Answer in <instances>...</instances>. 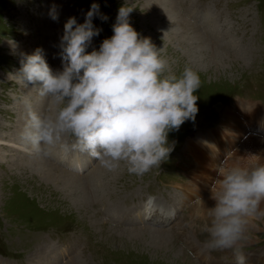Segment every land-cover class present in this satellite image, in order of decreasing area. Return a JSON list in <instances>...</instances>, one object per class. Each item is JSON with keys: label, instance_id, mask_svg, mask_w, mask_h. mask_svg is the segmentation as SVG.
I'll return each instance as SVG.
<instances>
[{"label": "rangeland", "instance_id": "obj_1", "mask_svg": "<svg viewBox=\"0 0 264 264\" xmlns=\"http://www.w3.org/2000/svg\"><path fill=\"white\" fill-rule=\"evenodd\" d=\"M93 3L99 11L92 23L101 31L86 52L99 50L114 34L119 8L132 5L129 23L140 38L164 48L171 71L179 75L189 65L201 79L195 121L169 132L173 150L143 175L129 174L124 163L103 167L74 147L71 135L48 158L19 140L24 98L39 113L48 105L33 85L25 88L10 74L37 48L54 72L62 71L64 25L70 17L84 23ZM247 105L262 112L254 131L244 135L264 137V0H0V136L25 146L19 156L13 144L0 147V264H235L231 250L204 247L208 234L201 229L210 222L207 209L215 205L211 188L221 162H264V138L249 150L238 127L226 121L238 107L244 117ZM236 151L243 155L232 156ZM196 175L206 191L183 189ZM115 192L132 201L114 210ZM103 226L125 232L104 237ZM141 227L148 230L131 231ZM248 235L242 249L248 264H264V215L251 219Z\"/></svg>", "mask_w": 264, "mask_h": 264}, {"label": "clouds", "instance_id": "obj_2", "mask_svg": "<svg viewBox=\"0 0 264 264\" xmlns=\"http://www.w3.org/2000/svg\"><path fill=\"white\" fill-rule=\"evenodd\" d=\"M99 5L93 3L85 21L70 17L64 25L60 52L63 70L53 71L43 50L24 54L20 69L10 74L23 87L31 84L47 100L48 109L39 113L26 96L27 117L20 139L42 158L53 155L66 135L75 138L74 147L114 170L124 163L129 174L143 175L167 159L174 145L168 134L179 130L198 113L195 94L201 87L196 70L186 65L177 75L150 38H140L129 23L133 7L118 10L113 35L99 50L90 52L96 28L93 17ZM58 19L55 6L50 10ZM106 20V16H101ZM254 156V155H253ZM251 166H218V178L211 188L215 201L207 209L210 222L201 231L208 234L204 247L210 251L231 250L235 264H248L243 248L249 239L253 217L264 215V162ZM202 202V201H201ZM191 227V224H186Z\"/></svg>", "mask_w": 264, "mask_h": 264}, {"label": "bare ground", "instance_id": "obj_3", "mask_svg": "<svg viewBox=\"0 0 264 264\" xmlns=\"http://www.w3.org/2000/svg\"><path fill=\"white\" fill-rule=\"evenodd\" d=\"M245 49V48H244ZM250 49V48H249ZM248 49V50H249ZM27 94V93H26ZM244 107H241V109L238 107V109H237V111H236V114H231V113H227L226 114V121L229 123V124H231L232 126L233 125H236L237 127H238V130H237V132H238V134H239V136H241V135H243L244 137H242L243 139H244V144L246 145V147L250 150V148H253V147H256L257 146V143L261 140V138H264V137H262L261 135H258V134H255V133H249L248 135H247V133H246V135H244L245 134V132H247L246 130H248L249 129V131H254V130H252V128L251 127H253V123L254 122H256V120L259 118V114L262 112V108L261 107H257V106H251V105H247V107H246V109H245V116L243 117L242 116V109H243ZM240 110H241V112H240ZM230 125V126H231ZM24 126V125H23ZM22 126V127H23ZM234 128V127H233ZM234 131H235V128H234ZM18 132V131H17ZM18 134V133H17ZM4 136V135H3ZM8 136V135H7ZM19 140H21L20 139V137H19ZM263 141H264V139H263ZM24 143V142H23ZM5 144H7L8 146L9 145H12L11 147H13V148H15V149H17V151H18V153H14L13 155H15V156H19L21 153L20 152H22L23 151V148H25V146H24V144H20V145H15L16 144V142L14 141V140H10V139H8V140H5V139H3V137H2V135L0 136V147L1 146H3V145H5ZM193 145V144H192ZM191 145V146H192ZM4 148V147H3ZM1 149V148H0ZM31 150V149H30ZM30 150H29V153H30ZM5 151H6V148H5ZM199 151V150H198ZM24 152H26V151H24ZM215 152V151H214ZM200 155V154H199ZM215 155V154H214ZM240 155H243V154H241V153H237V151L235 152V153H232V156H240ZM1 157V156H0ZM214 158V157H213ZM238 160V159H237ZM237 160H234L236 163H237ZM241 160H243V159H241ZM241 160H238L239 161V163H241ZM204 161V160H203ZM200 164V163H199ZM202 165V164H201ZM187 166V165H186ZM192 166V165H191ZM203 166V165H202ZM194 169H196V168H194ZM203 169V168H202ZM202 171V170H201ZM200 171V172H201ZM202 175H203V173H202ZM190 177H192V176H190ZM201 180V179H203L202 178V176H199V175H196L195 176V180H192L191 182H188L186 185H181L182 186V188L183 189H188V190H191V188H195V191L196 192H202V191H204L205 190V186H203L202 185V183L201 184H199L198 183V181H196V180ZM203 181V180H202ZM200 182V181H199ZM203 183L205 184L206 183V181H203ZM127 186V183L125 182L124 183V187H126ZM206 191V190H205ZM123 192H120V194L119 195H117V192H115L114 193V195H113V198H112V200L110 201L111 203H110V206L111 207H114L113 209L115 210L117 207H119L120 206V204L121 203H123V204H127V202L128 201H132V200H130L131 198H125V199H123L122 198V196H123ZM127 194V193H126ZM196 194V193H195ZM122 201V202H121ZM103 203V202H102ZM149 203V202H148ZM105 204V202L103 203V205ZM150 204V203H149ZM261 209H264V202H262V205H261ZM170 214V213H169ZM171 216V215H170ZM149 219V217H144L143 218V220H148ZM142 220V219H141ZM189 222L190 223H192L193 221H192V219H190L189 220ZM192 225V224H191ZM112 228H114L113 230L111 229V228H109V229H106V226H103L102 228H101V230H102V232H103V234H105V236L104 237H106L107 235H112V234H114V235H121L122 233H124L125 232V230L124 229H120V228H117V227H112ZM145 230H148V228L147 227H141V228H136V229H134V230H131V231H137V232H144ZM147 233V232H146ZM101 236H102V233H101ZM114 238V237H113ZM102 239H103V237H102ZM107 241V240H106ZM113 241H114V239H113ZM118 241V240H117ZM103 242V241H102ZM117 244V243H116ZM120 245V244H119ZM122 246V245H121ZM125 250H126V248H125ZM96 255L99 257V256H103V257H107L108 258V255H106V254H103V252H101V253H99V252H96ZM113 256V255H112ZM119 258V257H118ZM100 259V258H99Z\"/></svg>", "mask_w": 264, "mask_h": 264}]
</instances>
